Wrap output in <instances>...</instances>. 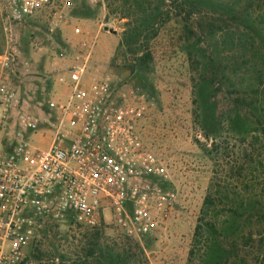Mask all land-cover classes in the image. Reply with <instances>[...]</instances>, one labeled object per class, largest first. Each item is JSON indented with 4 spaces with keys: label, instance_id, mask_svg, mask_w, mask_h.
I'll return each mask as SVG.
<instances>
[{
    "label": "built area",
    "instance_id": "1",
    "mask_svg": "<svg viewBox=\"0 0 264 264\" xmlns=\"http://www.w3.org/2000/svg\"><path fill=\"white\" fill-rule=\"evenodd\" d=\"M71 0H2L4 29L42 16L49 29L65 23ZM94 40L81 41L61 65L40 115H21L8 130L19 101L0 74V264H22L49 219L88 228L118 227L137 240L164 231L177 190L164 161L144 144L140 122L155 95L136 83L118 86L93 60ZM13 56L0 55V68ZM47 136L33 146L30 134Z\"/></svg>",
    "mask_w": 264,
    "mask_h": 264
},
{
    "label": "rangeland",
    "instance_id": "2",
    "mask_svg": "<svg viewBox=\"0 0 264 264\" xmlns=\"http://www.w3.org/2000/svg\"><path fill=\"white\" fill-rule=\"evenodd\" d=\"M71 2L65 23L51 31L42 16L4 29L0 0V55L7 51L13 56L10 68H0V74L16 86L19 94L18 105L9 117L8 130L17 128L21 115H40L49 94L58 97L66 94V87L55 84L54 76L70 60L81 41L94 40L93 60L100 72L108 73L118 86L132 82L155 95L154 104L141 118V136L144 144L167 166L177 190V202L165 230L140 241L110 224L92 229L68 219H49L42 225L39 238L30 245L24 264H78L87 249L85 239L97 241L102 249L132 248L137 260L142 248L150 264H213L202 251L192 259L188 255L217 164L202 148L207 141L195 120L199 104V91L194 87L197 68L183 48L185 36L181 20L172 12L166 21L165 14L163 18L157 17L162 9L169 10V0ZM139 2H145L144 11L134 10L135 3ZM132 11L136 12L129 17ZM135 18L145 19L143 23L150 28L131 36L117 53L118 41ZM143 52L151 57L139 66ZM223 83L220 91L207 86L201 92L216 103L219 113L232 107V97L236 95L234 87ZM47 141L41 130L30 134L33 146L45 147Z\"/></svg>",
    "mask_w": 264,
    "mask_h": 264
},
{
    "label": "trees",
    "instance_id": "3",
    "mask_svg": "<svg viewBox=\"0 0 264 264\" xmlns=\"http://www.w3.org/2000/svg\"><path fill=\"white\" fill-rule=\"evenodd\" d=\"M144 4L135 3L134 10L144 11ZM169 4V10L162 9L157 17L165 14L166 21L172 12L182 22L183 48L197 68L195 120L207 141L202 148L217 164L189 259L202 251L213 264H264V0H169ZM143 20L128 23L131 27L118 41L117 53L131 36L150 28ZM150 57L143 52L138 65ZM223 82L234 87L236 95L232 107L219 113L216 103L201 92L207 86L220 91ZM84 242L87 249L78 264H150L142 248L137 260L132 248L116 251L102 249L90 239Z\"/></svg>",
    "mask_w": 264,
    "mask_h": 264
},
{
    "label": "water",
    "instance_id": "4",
    "mask_svg": "<svg viewBox=\"0 0 264 264\" xmlns=\"http://www.w3.org/2000/svg\"><path fill=\"white\" fill-rule=\"evenodd\" d=\"M142 64H143V61H140L139 66H141Z\"/></svg>",
    "mask_w": 264,
    "mask_h": 264
}]
</instances>
